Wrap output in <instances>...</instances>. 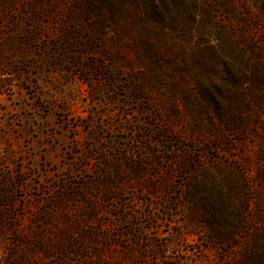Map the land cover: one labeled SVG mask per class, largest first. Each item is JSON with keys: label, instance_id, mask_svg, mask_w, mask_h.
Here are the masks:
<instances>
[{"label": "rangeland", "instance_id": "374dc122", "mask_svg": "<svg viewBox=\"0 0 264 264\" xmlns=\"http://www.w3.org/2000/svg\"><path fill=\"white\" fill-rule=\"evenodd\" d=\"M167 37L143 65L76 0H0V264H264V54L233 85Z\"/></svg>", "mask_w": 264, "mask_h": 264}, {"label": "trees", "instance_id": "16d2710c", "mask_svg": "<svg viewBox=\"0 0 264 264\" xmlns=\"http://www.w3.org/2000/svg\"><path fill=\"white\" fill-rule=\"evenodd\" d=\"M76 1L95 29L109 27L133 37L138 63L143 65L158 60L156 49L161 42L166 44L167 36L181 34L187 45L195 40L200 50L215 53L216 66L226 61L240 64L245 72L234 70L225 79L233 85L241 77L255 80L263 69L264 0ZM223 94L219 87L200 90L201 100L217 111Z\"/></svg>", "mask_w": 264, "mask_h": 264}]
</instances>
